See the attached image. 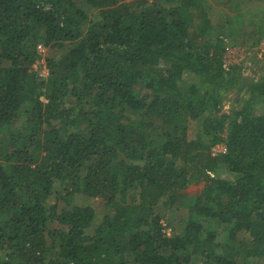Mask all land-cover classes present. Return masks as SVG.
Instances as JSON below:
<instances>
[{"label": "trees", "instance_id": "16d2710c", "mask_svg": "<svg viewBox=\"0 0 264 264\" xmlns=\"http://www.w3.org/2000/svg\"><path fill=\"white\" fill-rule=\"evenodd\" d=\"M81 1L94 19L79 0H0V264L264 259V55L257 77L225 67L235 24L203 0ZM255 27L246 44L264 38ZM39 44L70 45L46 57V77ZM77 194L109 212L95 225ZM160 203L180 209L171 234Z\"/></svg>", "mask_w": 264, "mask_h": 264}, {"label": "rangeland", "instance_id": "374dc122", "mask_svg": "<svg viewBox=\"0 0 264 264\" xmlns=\"http://www.w3.org/2000/svg\"><path fill=\"white\" fill-rule=\"evenodd\" d=\"M203 1L205 3H208L212 7L210 16L213 20L224 18V16L227 15L229 16V19H232L235 24L238 45L229 47L228 51L225 53V67L238 65L239 67H241V71L245 77H257L260 73L258 68L262 63V55H264V38H262L261 41H259V43L255 45L246 43L247 41L253 42L258 37V33H254L256 24L261 25L262 28H264V0H254L251 2H248V0H232L234 3L229 4L230 2H228L229 5L220 4L218 2L220 0ZM79 2L81 3L82 8L89 14L91 19H94L97 16L98 9L90 7L89 5L83 3L81 0H79ZM239 5H241V7L238 9L237 6ZM198 13H200V11H197L196 15ZM237 13H244L246 17H242L240 20H238L235 18ZM200 23L201 19H194L193 21L191 20L189 23L190 30L196 31ZM227 31H229V27H227ZM69 46L70 45L68 44L63 48V50L45 47V50L43 52H39L40 58L34 64V69L39 73L40 76L46 77V71L48 70L45 61L46 57L57 55L62 51H66ZM244 91L245 89H243L239 93H237L236 91L231 92L222 103L221 111L232 112L234 110H238L243 104L242 97H247ZM42 99L46 100L44 97H42ZM201 123L202 121L200 123L198 121H190V137L197 136L199 130H201ZM27 125L29 124H26V126ZM21 127L22 125L20 124L19 127L17 125H13V128L15 129H19ZM223 151H225V144L223 142L216 144L212 147L211 150L213 155ZM193 190H196V186H193L189 189V191ZM74 200L78 205H91L95 208V225L98 224L102 220L103 216L109 212V210H106V208L104 207V204L100 198L90 197L84 194H77ZM50 201L51 203H54V199ZM158 210L162 211L163 214L165 213L166 217L163 220V224L165 225V229L167 231L166 233L171 234L172 227L177 226L181 223L180 220L182 218V215L178 212L180 209L178 208V206H175V208H167L165 205H163V203H160V205L158 206ZM169 222H173V225L167 226ZM53 225V227L59 226L55 223ZM204 228L205 230L215 229L219 235V238L216 241H220L221 243L225 241L226 236L223 232L224 226L221 225L217 220H205ZM251 261L252 264H263L264 259L256 258L251 259ZM198 264H201V262Z\"/></svg>", "mask_w": 264, "mask_h": 264}, {"label": "built area", "instance_id": "2783aa9c", "mask_svg": "<svg viewBox=\"0 0 264 264\" xmlns=\"http://www.w3.org/2000/svg\"><path fill=\"white\" fill-rule=\"evenodd\" d=\"M38 50H39V52H43L45 50V47L42 44H39L38 45ZM46 72L48 73V70Z\"/></svg>", "mask_w": 264, "mask_h": 264}]
</instances>
